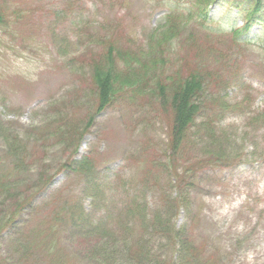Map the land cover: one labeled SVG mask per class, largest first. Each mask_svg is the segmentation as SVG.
<instances>
[{
	"label": "rangeland",
	"instance_id": "obj_1",
	"mask_svg": "<svg viewBox=\"0 0 264 264\" xmlns=\"http://www.w3.org/2000/svg\"><path fill=\"white\" fill-rule=\"evenodd\" d=\"M188 1L0 0V264H264V25L239 46L250 4L219 0L182 65L154 63L148 37ZM115 44L153 71L102 107ZM198 74L177 142L173 88Z\"/></svg>",
	"mask_w": 264,
	"mask_h": 264
},
{
	"label": "trees",
	"instance_id": "obj_2",
	"mask_svg": "<svg viewBox=\"0 0 264 264\" xmlns=\"http://www.w3.org/2000/svg\"><path fill=\"white\" fill-rule=\"evenodd\" d=\"M213 0H190V8L188 15L186 16L187 19L193 20L195 19V24H203V22L200 20L199 16L204 11V9L207 7V5ZM253 4L257 8H262L263 0H253ZM249 17V16H248ZM176 26L171 25V23H166L164 27L160 28L150 39H149V51H155L151 52L152 54L158 53V57L154 58V63H164L168 60L178 61L180 65H182L181 59L179 58L180 51L185 48V45L187 42H193L195 43V37L194 32L195 29H191V32H189L184 39H181L179 42V49L173 51L172 50V44L173 41L176 38H173L175 34ZM173 38V39H172ZM113 51L109 53V55L112 56V58L115 60L113 61L114 65H111L108 70L105 67V70H100L96 74H94L93 81L95 82V86H97V92H99L98 96L101 100V106H105L108 103H111L113 101V97L116 95V93H119L118 91L123 88L121 81H124L123 79L126 78L129 75H132L134 69H137L136 72L140 71L141 69L146 70V75H150L151 67L148 64H142V60L137 59V57L132 55V52L128 50H122L126 49L119 45H112ZM144 46V45H143ZM115 47L120 48L121 51H117ZM116 54V55H114ZM123 62V64L120 61ZM108 66V63H106ZM112 64V63H111ZM118 66V67H117ZM199 66V65H197ZM113 67V68H112ZM102 69V68H101ZM140 69V70H139ZM99 70V68H98ZM143 71V72H144ZM180 71L174 72L172 74V80L174 82L175 78L174 76H179L181 74ZM202 75V74H201ZM200 74L195 75L193 78H187L185 82H181V84H177L175 88H173V91L175 92L174 100L172 102L173 104V125H172V132L174 137H179L177 142H180V138L184 137V134L182 131L185 128H189L190 125H193V120L195 121V116H199L200 111L202 110V107L199 105L198 102H194V99L198 96V90L203 89L204 81ZM161 74H157L155 78H160ZM150 77V76H149ZM147 77V78H149ZM145 85L149 84L146 80H144ZM147 83V84H146ZM179 83V82H177ZM202 85V86H201ZM164 87V86H163ZM163 87H162V93H163ZM142 90V88H141ZM197 95V96H196ZM264 116V114H263ZM182 141V139H181ZM214 153L210 154L207 158L208 161L211 163H215L218 161V156L213 155ZM139 252V251H138Z\"/></svg>",
	"mask_w": 264,
	"mask_h": 264
}]
</instances>
